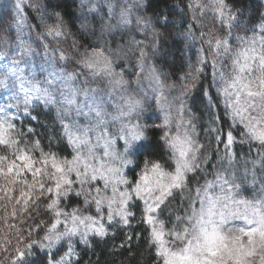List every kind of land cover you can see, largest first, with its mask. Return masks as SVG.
Masks as SVG:
<instances>
[{
    "label": "snow or ice",
    "instance_id": "snow-or-ice-1",
    "mask_svg": "<svg viewBox=\"0 0 264 264\" xmlns=\"http://www.w3.org/2000/svg\"><path fill=\"white\" fill-rule=\"evenodd\" d=\"M26 6L37 13L39 24H28ZM13 7L17 50L10 60L0 63V89L10 92L8 102L0 105V232L15 228L10 221L20 219L42 197L49 220L30 227L27 235L17 230V244H23L24 250L16 248L12 264H27L25 257L34 246L49 251L48 264H76V242L88 245L90 237H107L114 225L130 227L134 203L142 205L140 223L146 225V245L155 264H264V178L256 177L258 167L264 172V22L233 36L236 16L226 0L189 4L194 18L197 10L201 16L211 12L226 33L207 41L212 80L231 120L227 131L217 127L206 130L216 134L218 156L209 180L207 166L214 157L200 142L193 119L186 118L183 93L168 98L165 90L169 86L156 67L147 64L149 55L144 48H139L135 90L130 89L124 72L116 71L113 51L103 46L78 52L76 70L61 68L39 78L35 72L25 75L21 64L30 61L33 53L24 46V28L31 31L43 26L40 38H51L57 44L68 32L60 12L49 16L34 0H14ZM115 7L109 5L110 18L117 15ZM136 7L137 0L124 4L118 24L131 25ZM93 10L95 6L89 8ZM156 22L165 26L168 17L160 16ZM135 24L142 30L152 28L158 42L160 33L151 20L136 15ZM133 43L138 47L143 44ZM72 45L78 49L77 41ZM57 51L61 61L69 59L58 46L52 49L53 56ZM196 72L198 79L203 68ZM142 80H147L155 93L161 123L140 122L148 96ZM94 83H105L107 88L92 87ZM41 103L57 108L61 137L72 149L70 157L50 148L45 151L35 129L24 127L22 118L35 120L32 112ZM78 117H83L84 123ZM150 128L161 130L159 139L167 160L145 159L137 165L133 157L148 139ZM237 129L239 140L234 135ZM118 141H123L122 150L117 148ZM238 142L247 143L258 154L250 161L252 168L246 167L244 172L245 181L251 174V186L258 185L252 197L242 194L239 177L231 169L235 161L232 148ZM220 145L223 156H219ZM225 161L228 167L223 166ZM136 168L139 171L130 179L128 171ZM70 194L82 203L69 209L64 201ZM177 196L181 212L174 219H163L164 209ZM41 231L39 239L32 238L34 232L39 235ZM131 239L126 234L119 247ZM4 242L11 243L7 236H0V244ZM57 245H66L58 259L51 254Z\"/></svg>",
    "mask_w": 264,
    "mask_h": 264
},
{
    "label": "trees",
    "instance_id": "trees-1",
    "mask_svg": "<svg viewBox=\"0 0 264 264\" xmlns=\"http://www.w3.org/2000/svg\"><path fill=\"white\" fill-rule=\"evenodd\" d=\"M127 0H107L110 5H115L117 15L110 18L109 5L106 3L97 6L95 10L84 12L82 0H51L54 9L60 12L65 23L69 26L70 31L76 33L81 41L90 46L105 47L111 49L114 53L116 69L123 71L125 78L130 82V88H134L137 79L136 74L139 72V48H144L148 52L149 59L147 64L154 65L162 78L165 79L166 94L171 100L174 97H181L184 100L186 118H192L196 124L199 140L205 145L208 152L213 155L211 164L207 166L206 178L213 179L214 169L212 164H217L218 156L215 149V133L206 130L217 127L227 131L231 123L230 118L225 114V107L222 99L218 96L214 84L211 82L210 74L204 73L199 78L196 86L192 91H186L182 79L188 75L189 68L197 58V45H193L188 39L187 34L193 30L190 16L187 11L186 0H137L141 5L134 9L133 23L128 26L118 24V13L120 8ZM133 2V0H129ZM234 8H239L248 13V21L254 25L261 19L264 11V4L261 0H226ZM77 15H80L79 19ZM139 15L153 22V27L160 33L158 42L153 39L152 28L142 30L135 24V16ZM160 16H167L168 23L161 26L156 22ZM111 25V27H109ZM134 41H142L139 47ZM156 47L153 48V44ZM146 80H142V86H145ZM149 95L145 102L144 115L148 123L156 124L162 122V113L158 110L155 100L151 98L148 86L143 88ZM32 115L35 120H28L25 125L35 129V135L41 140L45 150L49 148L59 153L61 156H71L72 150L62 139V128L56 118L55 111L52 108H44L40 105L35 107ZM214 121V123H213ZM24 125V126H25ZM160 129L150 128L147 136L148 139L143 142V147L139 149L133 157L137 165H142L145 159L162 158L167 160V153L159 137ZM239 140V129L234 133ZM232 151L235 153V161L231 169L239 177L238 182L242 184V194L252 197L258 192V185L254 188L251 186L252 176L248 175L247 181L244 180L245 168H252L251 160L258 158L255 148H250L247 143H236ZM223 145L219 146V156H223ZM246 161L249 163L246 164ZM224 167H228L227 161ZM129 170V178H133L135 172ZM257 179L264 178V172L259 167L256 171ZM203 183V179L200 181ZM140 203H134L131 211L134 217L130 220V227L114 225L110 229L107 237L101 238L94 236L90 238L88 245L79 246L77 252L79 257L76 264H155L154 255L148 250L146 245V225L140 223L141 218ZM181 212L180 197L171 201L167 208L164 209L163 219L169 217L175 218L177 213ZM35 213L26 216V220L33 219ZM115 232V236L111 235ZM126 234L131 236L130 242L125 247L119 245L126 240ZM116 245L117 247H113ZM35 259L31 264H47L48 257L45 254L35 250Z\"/></svg>",
    "mask_w": 264,
    "mask_h": 264
},
{
    "label": "rangeland",
    "instance_id": "rangeland-1",
    "mask_svg": "<svg viewBox=\"0 0 264 264\" xmlns=\"http://www.w3.org/2000/svg\"><path fill=\"white\" fill-rule=\"evenodd\" d=\"M51 0H34V2L39 3L41 7L46 10L49 16H51L52 13L57 12L52 3ZM187 1V11L190 16L191 26L193 27V30L187 34L188 39H190L191 44L197 45V58L194 63L191 64L188 75L182 79L183 86H188L187 91H192L193 87L196 86V84L199 81V78L204 73H209L211 76V82L214 84L212 80V67L210 64V49L209 45L207 43L208 40H214L216 36H223L225 35V30L221 27L219 21L212 15L211 12H207L205 15L201 16L199 14V10H197L194 18V13L189 8V4H194L196 0H186ZM264 4V0H261ZM204 3L207 2V0H203ZM106 3V5H109L107 3V0H82L83 5V11L88 12L89 8L92 6H102ZM126 3H132L131 1L127 0ZM142 3V1H140ZM137 3V7H139L141 4ZM14 0H0V55L4 56V59L0 60V63H5L8 60H10L13 55L15 54L16 49V36H17V27L15 24V11H14ZM112 5V4H111ZM232 13L236 16V27L233 29V36H235L237 33L243 35L246 32V29H251L254 25L259 24L261 22H264V11L261 14V19L257 21L254 25H252L248 21V13L245 11L240 10L239 8H234L230 4L227 3ZM25 11L27 13V22L28 24L37 25L40 23V21L37 19V13L32 11L30 7L25 8ZM78 19L80 15H77ZM49 23L52 22L51 19L48 20ZM65 26L67 28L68 35L66 38L61 39L58 44L57 41H53L51 38H45L41 39L39 36V33H41L44 29L43 26L33 28L31 31L27 27L24 28V31L22 33V38L24 40V46L26 48H30L33 55L31 57L30 61H25L21 64V67L24 68L25 75H28L29 72H35L37 77L39 78L41 75L46 76L50 72L59 71L61 68H63L65 71H71L76 70L77 65L75 64V60L78 59V52H83L85 48H90L92 46L86 44L84 41H81L79 36L76 35V33L70 31L69 26L65 23ZM201 33L204 35L202 36ZM73 40L78 42V49H74L72 42ZM48 45L46 48L45 45ZM59 47L61 50L65 52V54L69 57L68 60L61 61L59 59V51L55 52V55L53 56L52 49ZM204 60L205 63L201 64V60ZM202 67L203 73L199 75L198 79H195L197 75V68ZM116 71H120L117 70ZM126 79V78H125ZM127 80V79H126ZM147 81V80H146ZM194 85V86H193ZM215 85V84H214ZM83 86V85H81ZM92 87H99L102 90H106L107 86L105 83H99V84H92ZM148 86V91L150 92L151 98L155 95V93L149 88V82L145 83L146 87ZM143 87V86H142ZM143 87V88H144ZM216 87V85H215ZM137 88V85L134 84V88L132 90H135ZM131 89V88H130ZM217 90V87H216ZM142 95V93H141ZM10 96V92L5 91L3 89H0V105L6 104L8 102V98ZM149 95L147 96V98ZM44 108H52L55 111L56 118L60 124V120L57 113V108L55 106H45L42 103L38 104ZM113 109L110 107L109 111H112ZM77 119L80 120L81 123H84L83 117H78ZM28 118H22L23 125L27 122ZM148 119L143 114L140 118V122L147 124V125H153L151 123L147 122ZM231 121V120H230ZM161 123V122H160ZM158 124V123H156ZM29 125H25L24 127L27 128ZM61 127V124H60ZM67 143V141H66ZM68 144V143H67ZM70 147V146H69ZM123 147V141H118L117 148L122 150ZM71 148V147H70ZM72 150V149H71ZM46 151V150H45ZM144 163V162H143ZM82 201L80 198L76 197L75 195L70 194L69 199L64 201V204L67 208L74 207L76 205L81 204ZM46 201H44L43 197L36 202V204L32 205L27 213H24L23 216L20 218L24 222L21 223L20 219L12 220L11 223H14L16 225L15 228L11 229L10 231L7 228H4L3 232H0V236H7L8 239H10L11 243H2L0 244V261H3V264H12V258L17 255L16 248L19 247L20 250H24L23 244H17V230H20L23 232V234L27 235L28 229L30 227H34L36 223H39L40 221H48L49 220V214L47 213L46 207H45ZM10 210V208H9ZM32 213H35L31 220H26L27 215H31ZM3 215V212L0 211V216ZM0 226H2V222H0ZM43 235V232L41 231L39 235H37L35 232L32 234L33 239H39L40 236ZM94 237V236H93ZM92 238V237H90ZM86 244L80 243L79 241L76 242V251L79 246H83ZM7 249L5 251L4 249ZM35 250L39 251L42 254L47 255L48 260L50 257V253L47 249L41 250L40 247L34 246L31 250V254L27 255L25 257V260L27 261V264H31L32 261L35 259ZM66 251V245H57L55 248L51 250V254L54 255L57 259L60 255H62ZM73 260L76 261L77 257H73ZM48 264V261H47Z\"/></svg>",
    "mask_w": 264,
    "mask_h": 264
}]
</instances>
